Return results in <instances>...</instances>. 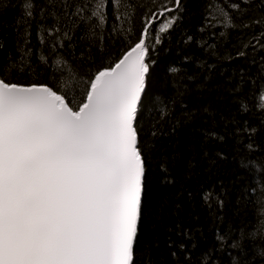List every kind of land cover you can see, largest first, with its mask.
<instances>
[{"label":"snow or ice","instance_id":"1","mask_svg":"<svg viewBox=\"0 0 264 264\" xmlns=\"http://www.w3.org/2000/svg\"><path fill=\"white\" fill-rule=\"evenodd\" d=\"M171 3L174 7L164 6L159 13L166 17L158 28L161 34L169 33L180 19L178 14H167L177 13L181 0ZM48 4L49 8L41 11H46L53 24L41 31L58 37L53 49L63 48L65 41L69 47L84 43L81 57L91 51L93 41L103 44L106 33L115 40L112 34L118 29L114 23L110 25V7L113 21L125 15V0H48ZM259 5L264 8V0H259ZM24 8L26 16L33 17L35 0H28ZM210 9L211 18L206 17L205 23L218 26L221 36L241 26L236 23L239 17L254 13L242 27H259L260 32L252 37L253 48L264 49V12L255 7V0H212ZM157 19V15L151 16L138 40L116 61L102 64L87 81H82L79 69L62 56L50 66L56 79L53 85L38 80L37 69L48 63L46 56L35 61L27 59L28 52L21 56L20 72L27 69L37 79H9V74L19 73L0 65V264H137L150 158L155 151L149 147L148 136L157 135L155 129L142 135L141 125L148 111L145 101L149 100L156 63L149 36ZM39 40L46 42L44 35ZM161 43L162 36L157 35L155 44ZM209 49L211 55L217 54L214 45L207 44ZM236 55L244 57L246 53L238 51ZM33 63L36 68L30 67ZM169 71L174 79L150 101L161 117H167L177 103L186 108L188 88L183 80L192 79L182 77L180 68ZM253 99L258 101L253 107L264 109V89L254 92ZM239 103V112L251 111L243 100ZM261 115L264 117V111ZM245 125L236 132L248 136L247 148L254 151L257 130L247 122ZM206 136L216 133L206 131ZM237 163L246 169L250 161L240 157ZM260 164L264 167V160ZM159 167L164 173L162 180L171 182L164 163ZM203 199L210 209L213 204L223 206L212 190ZM184 235L191 236L189 232ZM215 241L199 264H217L215 253H223L226 247L241 253L246 250V244L230 239L228 233L217 231ZM186 247L183 242L178 245L181 251ZM235 264L247 261L241 255Z\"/></svg>","mask_w":264,"mask_h":264},{"label":"trees","instance_id":"2","mask_svg":"<svg viewBox=\"0 0 264 264\" xmlns=\"http://www.w3.org/2000/svg\"><path fill=\"white\" fill-rule=\"evenodd\" d=\"M27 2L0 0V44L3 45L0 65H6V71L15 68L19 73L9 74V79L14 76L21 81L37 79L27 69L20 72L24 63L21 56L28 52L27 59L32 61L46 56L48 63L37 69L38 80L50 85L56 83L50 67L56 59L67 58L79 69L82 81H87L102 64L116 61L138 40L151 16L158 17L150 29L151 57L156 63L151 73L149 100L145 101L148 111L141 120L142 135L150 129H155L157 135L148 136L149 147L155 151L150 158L137 264H199L205 252L217 244V231L246 244L242 253L228 247L223 253L216 252L217 264H235L241 255L247 264H264V255H261L264 252V167L260 164L264 160V125L261 124L264 109L253 107L258 103L253 93L264 89V49L253 48L252 37L260 28L242 27L255 14L249 12L239 17L236 23L241 26L221 36L218 26L212 28L205 23L206 17L211 18L212 0H181L182 8L175 14H167L169 17L178 14L176 26L169 33L161 34L158 28L166 17H160L159 13L164 6L174 7L171 0H125V15L120 21H113L109 9L110 25L114 23L118 29L112 34L115 40H110L106 33L103 44L93 41L91 51L81 57V50L86 48L84 43L69 47L65 41L63 48L53 49L58 37L41 31L53 24L46 11H41L49 8L48 0H35L31 18L26 16L24 4ZM255 7L264 12L259 0H255ZM213 31L217 33L215 37L211 35ZM40 35L45 36L44 44L40 43ZM157 35L163 40L158 45L155 44ZM205 42L215 46L216 55L206 50ZM238 51L246 55L237 57ZM30 67L36 68V64ZM171 67L180 68L182 77L192 79L183 80L188 88L184 99L186 108L177 103L167 117H161L150 101L174 79L169 71ZM241 100L251 111L239 112ZM245 122L257 130L254 151L247 148L248 136L236 132L238 127L246 126ZM206 131H214L216 136L208 138ZM240 157L250 161L246 169L238 166ZM161 162L170 173L171 182L162 180ZM209 190L223 201L222 207L213 204L210 209L205 204L203 196ZM185 232L191 236L184 235ZM182 242L187 245L183 251L178 248ZM193 243L197 246L192 247ZM229 252L233 255L229 256Z\"/></svg>","mask_w":264,"mask_h":264}]
</instances>
